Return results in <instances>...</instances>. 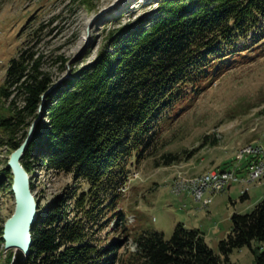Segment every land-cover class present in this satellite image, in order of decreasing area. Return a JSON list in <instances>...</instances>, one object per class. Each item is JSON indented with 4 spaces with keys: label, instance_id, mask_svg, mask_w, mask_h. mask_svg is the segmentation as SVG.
I'll use <instances>...</instances> for the list:
<instances>
[{
    "label": "trees",
    "instance_id": "trees-1",
    "mask_svg": "<svg viewBox=\"0 0 264 264\" xmlns=\"http://www.w3.org/2000/svg\"><path fill=\"white\" fill-rule=\"evenodd\" d=\"M157 4L144 21L113 29L109 48L46 95V118L36 122L21 162L29 173L33 160L71 172L75 184L65 195L38 203L30 252L11 264H235L229 254L242 246L253 254V264H264V248L257 243L264 241V194L250 210L231 213L217 251L199 227L182 221L168 238L155 228L133 230L117 206L131 158L138 161L155 145L160 119L176 106L173 115L185 109L222 70L264 53V0ZM40 59L19 49L0 84V144L8 145L9 153L30 123L22 134L18 126L26 123V114L38 115L42 94L53 83ZM14 88L22 94L20 107L4 105ZM161 156L164 164L177 158L169 151ZM4 172L11 184L7 164ZM109 223L106 234H116L101 237L98 231ZM2 233L0 224V253ZM129 238L133 248L120 250ZM11 257L10 252L7 262Z\"/></svg>",
    "mask_w": 264,
    "mask_h": 264
},
{
    "label": "rangeland",
    "instance_id": "rangeland-1",
    "mask_svg": "<svg viewBox=\"0 0 264 264\" xmlns=\"http://www.w3.org/2000/svg\"><path fill=\"white\" fill-rule=\"evenodd\" d=\"M157 1L0 0V84L11 57L21 48L40 55L41 67L49 71L53 82L62 77L61 83L92 61L100 50L110 47L111 37L116 34L109 36L113 29L133 25L152 15ZM245 59L211 79L185 109L173 115L177 106L172 108L171 116L160 119L158 140L147 155L138 161L131 158L126 188L121 190L117 206L123 209L133 230L155 228L168 238L175 224L182 221L186 227H199L208 244L217 251L218 240L230 229L231 213L248 211L263 197L264 173L255 179H245V182H231L221 191L214 192L212 188L208 203L204 202L209 196L196 201L185 190L174 193L181 180L186 181L215 167L234 168L239 177H246L251 155L239 158L236 154H241L248 144L264 145V53L257 52ZM5 100L4 105L10 102L20 107L22 94L14 88ZM38 112L36 117L46 118L43 108L42 115L39 108ZM36 117L26 114V123L18 126L17 134H22L30 123L28 133ZM214 138L216 143L212 144ZM7 148L8 145L0 144L2 225L14 207L11 184L4 172L10 154ZM166 151L177 157L168 164L161 162V153ZM31 166L34 170L32 192L40 204L49 203L57 195H65L75 184L71 172L44 168L38 160H33ZM198 173L201 174L190 176ZM107 229L110 223L101 226L98 234L101 237L116 234L117 230L106 234ZM257 243L264 248V241ZM1 246L0 264H11L22 254L15 256V248L5 249L2 243ZM133 246L129 238L120 250ZM10 252L12 257L7 262ZM229 258L235 264H253V254L247 246L233 249Z\"/></svg>",
    "mask_w": 264,
    "mask_h": 264
},
{
    "label": "water",
    "instance_id": "water-1",
    "mask_svg": "<svg viewBox=\"0 0 264 264\" xmlns=\"http://www.w3.org/2000/svg\"><path fill=\"white\" fill-rule=\"evenodd\" d=\"M60 79L53 82L42 94V102L39 105L40 115H42L43 102L46 95L59 84ZM36 117L29 129L26 137L14 148L9 156L7 165L12 172L11 190L14 198V207L11 214L3 223V246L5 249L15 248L14 255L22 253L27 255L33 242L31 235V226L37 217L38 201L32 192L31 174L26 170L21 162L24 151L31 140L35 124L38 121Z\"/></svg>",
    "mask_w": 264,
    "mask_h": 264
},
{
    "label": "built area",
    "instance_id": "built-area-1",
    "mask_svg": "<svg viewBox=\"0 0 264 264\" xmlns=\"http://www.w3.org/2000/svg\"><path fill=\"white\" fill-rule=\"evenodd\" d=\"M245 153L252 154L253 157L248 161L247 164V176L257 169H262L264 167V145L254 144L247 145L246 151L241 154H236L237 157H242ZM246 176V177H247ZM245 177H239L234 169H220L217 168L216 171L210 174L206 179L200 182L193 183V189H187L192 196V194H197L200 190L207 189L210 182H218V185H223L228 182L243 181ZM174 183V182H173ZM172 183V184H173Z\"/></svg>",
    "mask_w": 264,
    "mask_h": 264
},
{
    "label": "bare ground",
    "instance_id": "bare-ground-1",
    "mask_svg": "<svg viewBox=\"0 0 264 264\" xmlns=\"http://www.w3.org/2000/svg\"><path fill=\"white\" fill-rule=\"evenodd\" d=\"M85 36L82 35V39L84 40ZM250 145V144H248ZM247 146V145H246ZM245 147V146H244ZM242 147V149L244 148ZM241 149V151H242ZM245 149V148H244ZM246 151L243 150V152ZM242 153V152H241ZM216 171V169H213V170H208V172L204 173V174H201V173H198V174H193V175H190V176H194V175H199V176H195V177H191V178H188L186 181L184 180H181V182L177 183L176 184V187L174 188V192L175 193H179L183 190H187V189H193V183L194 182H200V181H203L204 179H206L210 174L214 173ZM264 173V167L262 169H257L256 171H253L251 172L247 177L244 178L243 182H245L246 180L245 179H248L251 180V179H255L256 177L258 178L259 176H261L262 174ZM248 180V181H249ZM251 182V181H250ZM231 182H228V183H225L223 185H218V182H210L209 186H207V189H203V190H200L197 194H192V197L194 198V200L196 201H202L204 200L205 197H208L209 198H205L206 201L204 203H206L207 201H210V192H211V189L212 188H215V191H221L224 189L225 185L229 184ZM173 186H174V183H173ZM172 190V189H171ZM213 193V192H212ZM208 203V202H207ZM210 203V202H209Z\"/></svg>",
    "mask_w": 264,
    "mask_h": 264
}]
</instances>
